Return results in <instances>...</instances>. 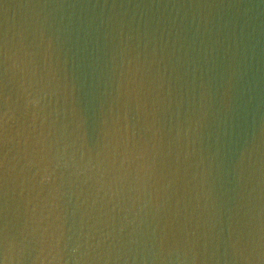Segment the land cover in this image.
I'll use <instances>...</instances> for the list:
<instances>
[{"label":"clouds","instance_id":"obj_1","mask_svg":"<svg viewBox=\"0 0 264 264\" xmlns=\"http://www.w3.org/2000/svg\"><path fill=\"white\" fill-rule=\"evenodd\" d=\"M0 264H264V0H0Z\"/></svg>","mask_w":264,"mask_h":264}]
</instances>
